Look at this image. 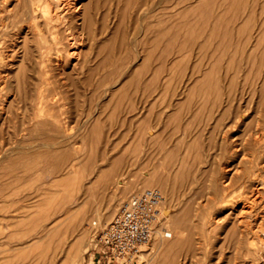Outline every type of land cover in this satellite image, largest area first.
<instances>
[{
  "label": "rangeland",
  "instance_id": "obj_1",
  "mask_svg": "<svg viewBox=\"0 0 264 264\" xmlns=\"http://www.w3.org/2000/svg\"><path fill=\"white\" fill-rule=\"evenodd\" d=\"M88 1L98 2L100 18L84 44L94 85L80 69L73 80L50 77L58 93L53 83L45 92L55 103L47 102L55 107H44L46 116L61 113L64 125L41 126L34 118L42 111L22 105L29 63L19 67L21 49L14 54L7 45L14 29L0 32L6 41L0 50L8 54L0 61V79L11 91L4 94H15V109L22 107L15 119L9 113L0 118V264H75L80 257V264H161L142 253L152 251L154 240L127 263L108 258L100 243V230L122 202L153 187L168 189V228L194 229L191 248L180 250L175 264H234V245L224 238L231 205L213 199V191L244 166L241 150L231 153L237 143L264 124L255 110L259 94L251 100V87L240 93L255 75L259 86L264 83V0ZM150 24L158 32L172 28L166 38L159 33L162 44L158 32L152 42ZM238 112L246 113L240 122ZM185 162L183 178L178 170ZM103 173L113 186H134L112 213L96 196ZM162 173L168 184L156 177ZM239 191L236 186L232 193ZM81 215L82 226L75 222ZM173 218L181 224L173 225ZM200 227L216 229L205 241Z\"/></svg>",
  "mask_w": 264,
  "mask_h": 264
},
{
  "label": "bare ground",
  "instance_id": "obj_2",
  "mask_svg": "<svg viewBox=\"0 0 264 264\" xmlns=\"http://www.w3.org/2000/svg\"><path fill=\"white\" fill-rule=\"evenodd\" d=\"M166 3H168V1ZM171 3L172 1L170 4ZM178 7H180V4ZM98 8V2L93 4L92 1L88 0H0V32H2V30L7 27H10L9 29H14L13 32L15 34H12V31L10 32L11 37L7 45L13 44L12 51L14 54L18 53L19 48L21 49V61L24 63L21 62L19 67H22V65L24 66L26 61L29 63V65L25 64L26 68L27 66L29 67L28 74H26L27 76H24V74L21 75V77H25L24 80L22 78L23 87L25 86L23 88V96L20 94L22 92L20 91L21 86L19 82L16 81V84H19L18 88L20 87L19 94L22 96L20 99L21 102H23L22 105L24 104L25 106H28L31 103V105L37 106V108L42 111H39L40 113L38 112V114V110H35L38 114L36 115L35 113L36 117L34 118L37 124L41 126H48L51 123L64 125L66 122V116H62L61 113H53L50 115L47 114L50 116L48 117L44 112V107H46V110L49 109L47 111H50V106H52L49 105L50 108L47 107V102L50 100L46 98L47 93L45 94V92L49 89L48 87L51 85L50 83L54 84L51 85L53 91L58 93L56 89L54 90V87H57L54 82H51L52 80L50 77L55 75L59 76L58 74H60V76L65 75L67 78L69 77L73 80V78H76L74 77L76 73H79L81 69L82 72L87 71L89 75L88 78L85 79V83L90 86L94 85L93 81H91L92 78L90 79L91 75L93 76L94 71L92 67L87 64L88 56L84 50V44L90 37H92L93 33H95V28L100 23V18L97 12ZM173 15L174 13L172 12V16ZM182 15L185 14L182 12ZM177 26H180L179 29H183V27H181L182 25L179 24ZM260 26V31H264V22H262ZM166 28L165 30L162 29V31L160 30V32H158L159 30L156 31L157 29H153L152 24H150L146 30L149 31V36L152 38V42H156V32H158V36L160 33L163 37L165 35L167 36L166 33L171 32L172 28L171 30ZM178 31L174 34H180V30ZM176 36L178 37L177 34ZM16 37L19 38L18 42L13 41ZM158 38H160V36ZM161 38L159 39L160 42L162 40ZM164 40L165 39L163 38V41ZM3 41L5 44V39L0 37V46ZM169 46L171 48L172 45L169 44ZM169 46L167 45V47H165L168 49ZM154 53H156V51ZM153 56H155V54H153ZM6 57L8 58V54L6 51H3L2 47L0 50V61H4ZM161 57H164L163 54H161L160 58ZM147 68L149 67L147 66ZM23 71L25 72V69ZM116 72L117 71H114V73ZM109 73L110 72L107 74L109 75ZM207 74L210 76V72H208L206 73V76H204L206 79L201 80V82H203L205 85L209 83L210 80ZM112 75L110 74L109 76L113 78ZM106 76L107 75L105 74V78ZM122 78L123 77H121V79ZM258 78L259 76L255 75V78L252 81L247 79V81L242 85L240 93L242 94L241 96H243L247 88L251 87V100L254 99L256 94H259L255 110L257 113L262 114V116H260L263 118L264 83L259 86L260 83ZM52 79L54 80L53 77ZM20 80L21 79L19 78V81ZM117 80H119V77L116 78L115 82ZM57 82L59 83V81H56V83ZM6 90L11 92L9 90L8 84L5 82L3 83L0 79V118H8L6 117L5 113H9V117L11 119H15V111L18 110V107L21 105L17 106L15 109L14 102H17V99L14 101L13 98L15 94H11L7 98L4 94ZM3 94L5 97H3ZM12 95L13 97L10 99ZM234 98L230 96L229 102L234 101ZM52 101L49 103L52 102L55 104L54 100ZM53 106L55 107V105ZM22 110H19V113ZM245 114L246 113L238 112L236 121L244 118ZM260 121L264 120H259V122ZM235 149H233L231 153L235 154L236 151L241 150L242 155L240 160L244 157V166L236 167L233 173H231V171L229 172L231 174L227 176L228 179H226L222 185L219 184L217 187H215L213 191V199H216L217 201H227V204L231 205V213H229V216L232 217L231 225L228 227L229 229L224 238L225 240L229 239V241H231L234 245V256L236 257V262L234 264H248V261H252L251 264H258L259 258L264 259V124L257 125V129L249 134V136H247L244 140L242 139L241 142L237 143ZM185 165L187 166L186 162L181 164V168L178 170L179 174H181L183 170H186ZM234 172H236L235 175ZM185 174L186 172L184 171L182 174L183 178L185 177ZM165 175L166 174L164 173L157 174L156 177L158 180H160V183L168 184V180L164 179ZM236 186L240 187V191L234 194L232 192L235 191ZM163 189L165 194L168 193L167 187H164ZM83 218V215H81V217L77 216L75 222L82 226L84 222ZM168 219L166 218V220L161 221L160 225L156 229L157 232L153 239L154 243L152 245V251L149 250L150 252L147 253L142 252L143 255H152L151 258L147 257V261H150V259H153L151 261H155L157 259V262L159 261L158 263L161 264H175L174 260L176 254L184 248H191L194 241V236H192L194 235V229L191 227L180 228L179 230L172 228L169 229V224H167ZM173 220V225L181 224L178 219L173 218ZM164 228L169 229V232L171 233V239H168L166 236V229ZM201 228L202 240L204 238L205 241L216 229L213 227H211V229L200 227V229ZM80 239L84 241L83 237ZM22 242L23 241L20 243ZM80 262L81 257L75 260V264H80Z\"/></svg>",
  "mask_w": 264,
  "mask_h": 264
},
{
  "label": "built area",
  "instance_id": "obj_3",
  "mask_svg": "<svg viewBox=\"0 0 264 264\" xmlns=\"http://www.w3.org/2000/svg\"><path fill=\"white\" fill-rule=\"evenodd\" d=\"M166 199L158 187H153L122 202L117 215L100 230V243L108 258L117 263L138 258L144 246L154 239L156 229L165 218ZM164 229L166 236L170 237L169 229Z\"/></svg>",
  "mask_w": 264,
  "mask_h": 264
},
{
  "label": "crops",
  "instance_id": "obj_4",
  "mask_svg": "<svg viewBox=\"0 0 264 264\" xmlns=\"http://www.w3.org/2000/svg\"><path fill=\"white\" fill-rule=\"evenodd\" d=\"M102 185L96 188V196L103 201V210L107 212H114L118 210L122 199L126 197L133 187L127 184H120L118 187L109 184L105 179V173L102 174ZM117 207V208H116ZM120 208V207H119ZM119 211V210H118Z\"/></svg>",
  "mask_w": 264,
  "mask_h": 264
}]
</instances>
